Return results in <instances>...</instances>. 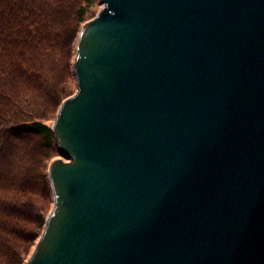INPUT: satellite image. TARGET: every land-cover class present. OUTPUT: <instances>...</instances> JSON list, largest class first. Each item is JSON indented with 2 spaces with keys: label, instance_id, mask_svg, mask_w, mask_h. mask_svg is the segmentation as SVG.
<instances>
[{
  "label": "water",
  "instance_id": "95a60500",
  "mask_svg": "<svg viewBox=\"0 0 264 264\" xmlns=\"http://www.w3.org/2000/svg\"><path fill=\"white\" fill-rule=\"evenodd\" d=\"M100 1L26 264H264V0Z\"/></svg>",
  "mask_w": 264,
  "mask_h": 264
},
{
  "label": "trees",
  "instance_id": "16d2710c",
  "mask_svg": "<svg viewBox=\"0 0 264 264\" xmlns=\"http://www.w3.org/2000/svg\"><path fill=\"white\" fill-rule=\"evenodd\" d=\"M94 0H0V264H25L52 210L47 121L70 96L74 44ZM67 83V84H68Z\"/></svg>",
  "mask_w": 264,
  "mask_h": 264
},
{
  "label": "rangeland",
  "instance_id": "374dc122",
  "mask_svg": "<svg viewBox=\"0 0 264 264\" xmlns=\"http://www.w3.org/2000/svg\"><path fill=\"white\" fill-rule=\"evenodd\" d=\"M78 5H84L85 8H86V10L88 11L89 15L91 14V15H95V16L97 15V13L99 12V10H100L101 7H102V3H101L100 0H94V3H93V5H92L91 7L86 6V3L83 4L82 1L79 2ZM95 16H94V17H95ZM94 17H93V18H94ZM93 18H92V19H93ZM89 21H90V20H89ZM87 22H88V21H87ZM87 22H86V23H87ZM76 41H77V40H76ZM75 44H76V43H75ZM75 44H74V51H75ZM74 59H75V52H74V55H73L72 66H71V68H72V80H71L69 83H68V81L65 83V86H66V89H65V90H67L68 93H71V95L68 96V97H66L65 99L71 97V96L75 93V91H76V87H75V79H74V75H73V62H74ZM67 83H68V84H67ZM60 106H61V104H60ZM60 106L56 109V111H55V113H54L52 119L47 121V125H48V126H51V125H52V123H53V121H54V119H55V117H56V115H57V113H58V110H59ZM58 149H59V148H58ZM60 159L64 160V159L62 158L61 154H60V151L58 150V153H57L56 155H54V156L52 157V159L50 160V162L48 163V168H49L50 164H51L53 161H55V160H60ZM64 161H65V160H64ZM48 168H47V173H48ZM52 196H53V195H52ZM52 206H53V204H52ZM50 212H51V211H50ZM49 214H50V213H49ZM48 216H49V215H48ZM29 257H30V256H29ZM29 257H28V259H29ZM28 259H27V261H28ZM27 261H26V262H27ZM25 264H26V263H25Z\"/></svg>",
  "mask_w": 264,
  "mask_h": 264
}]
</instances>
